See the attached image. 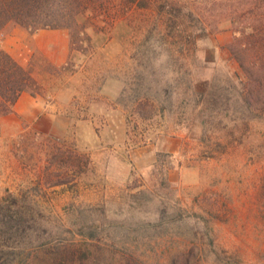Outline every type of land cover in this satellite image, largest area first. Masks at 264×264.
Wrapping results in <instances>:
<instances>
[{
  "label": "rangeland",
  "instance_id": "rangeland-1",
  "mask_svg": "<svg viewBox=\"0 0 264 264\" xmlns=\"http://www.w3.org/2000/svg\"><path fill=\"white\" fill-rule=\"evenodd\" d=\"M238 4L115 0L81 10L71 26L83 41L73 46L62 29L65 63L39 53L29 62L56 117L0 145V202L29 226L69 228V250L134 251L143 264L179 253L190 264H264V112L239 100L246 77L228 50ZM81 224L97 229L77 235ZM3 245L14 248L13 236Z\"/></svg>",
  "mask_w": 264,
  "mask_h": 264
},
{
  "label": "trees",
  "instance_id": "trees-1",
  "mask_svg": "<svg viewBox=\"0 0 264 264\" xmlns=\"http://www.w3.org/2000/svg\"><path fill=\"white\" fill-rule=\"evenodd\" d=\"M113 1L115 0H0V39L9 24L20 26L33 35L43 29L66 28L73 30L71 40L74 46L83 41L84 34L73 28L71 21H77L76 17L81 10L93 8L94 11L98 4ZM121 1L125 8L137 9L149 8L152 3V0ZM159 7L164 8L162 5ZM229 15L235 39L228 50L246 77V81L237 82L242 93L239 100L249 111L255 108L264 112V0H239V4L231 8ZM41 88L30 68L21 66L8 52L0 51V118L13 112L15 103L23 92L38 95ZM212 101L213 105L217 104L215 98ZM3 203L0 202V264H31L34 259H40L39 264H100L103 260L115 264H143L142 255L134 251L69 250L64 238V234L70 231L69 228L60 224L55 234L50 225L29 226L25 213L15 212ZM14 204L16 201L11 206ZM81 225L83 226H78L76 230L77 235L83 236L85 231L93 233L97 229L93 224ZM12 236L14 248H10L12 244L4 246L6 239ZM26 244L31 245L29 250L24 247ZM171 261L170 264H190L191 255L179 253Z\"/></svg>",
  "mask_w": 264,
  "mask_h": 264
},
{
  "label": "crops",
  "instance_id": "crops-1",
  "mask_svg": "<svg viewBox=\"0 0 264 264\" xmlns=\"http://www.w3.org/2000/svg\"><path fill=\"white\" fill-rule=\"evenodd\" d=\"M5 29V34L0 39V51L8 52L25 68H29L31 58L38 53L46 55L58 65L65 63L69 56V39L65 30L43 29L33 35L28 30L14 24L8 25ZM225 34L229 36V39L232 36L231 33ZM219 41L221 46L229 43L222 42V39ZM55 117L50 106L43 102L39 94L23 92L15 103L13 112L0 118V145L25 131L43 132V129H47L54 123ZM5 156L13 164L10 172L15 173L19 163L15 161L10 152H5ZM4 173V166H0V176Z\"/></svg>",
  "mask_w": 264,
  "mask_h": 264
}]
</instances>
